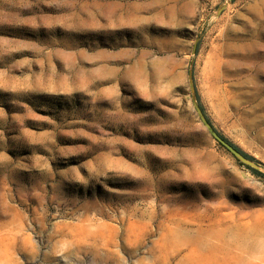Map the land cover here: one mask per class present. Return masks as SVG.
Instances as JSON below:
<instances>
[{"label":"rangeland","instance_id":"374dc122","mask_svg":"<svg viewBox=\"0 0 264 264\" xmlns=\"http://www.w3.org/2000/svg\"><path fill=\"white\" fill-rule=\"evenodd\" d=\"M257 212L264 0H0V264H192Z\"/></svg>","mask_w":264,"mask_h":264},{"label":"bare ground","instance_id":"6f19581e","mask_svg":"<svg viewBox=\"0 0 264 264\" xmlns=\"http://www.w3.org/2000/svg\"><path fill=\"white\" fill-rule=\"evenodd\" d=\"M253 216L250 221L239 218H230L226 223L221 219L209 220L205 228L198 229V233L207 236L214 229L218 243L206 239L199 241L188 253L190 263L249 264L253 252L264 250V213L257 212ZM227 249H234L235 253L230 254Z\"/></svg>","mask_w":264,"mask_h":264},{"label":"water","instance_id":"95a60500","mask_svg":"<svg viewBox=\"0 0 264 264\" xmlns=\"http://www.w3.org/2000/svg\"><path fill=\"white\" fill-rule=\"evenodd\" d=\"M204 121V120H203ZM208 129H211L209 125H207ZM212 131V130H211ZM213 132V131H212ZM214 137L217 139V141H219L222 145H224L227 149H229L231 152L235 153V154H239L230 144H228L226 141H224L222 138H220L219 136H217L214 132H213Z\"/></svg>","mask_w":264,"mask_h":264},{"label":"trees","instance_id":"16d2710c","mask_svg":"<svg viewBox=\"0 0 264 264\" xmlns=\"http://www.w3.org/2000/svg\"><path fill=\"white\" fill-rule=\"evenodd\" d=\"M221 138L224 140V141H226L222 136H221ZM227 142V141H226ZM230 144V143H229ZM233 148H235L238 152H240L244 157H246V158H248V159H250V160H252V158L250 157V156H248L247 154H245L244 152H242L240 149H238L237 147H235V146H233L232 144H230Z\"/></svg>","mask_w":264,"mask_h":264}]
</instances>
